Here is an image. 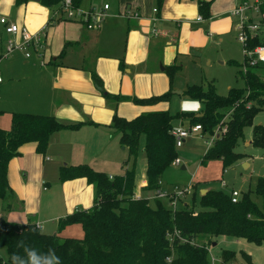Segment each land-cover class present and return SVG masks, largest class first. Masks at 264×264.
I'll return each instance as SVG.
<instances>
[{
    "label": "trees",
    "instance_id": "1",
    "mask_svg": "<svg viewBox=\"0 0 264 264\" xmlns=\"http://www.w3.org/2000/svg\"><path fill=\"white\" fill-rule=\"evenodd\" d=\"M30 0H15L22 5ZM82 0H73L78 7ZM52 8L62 0H39ZM211 1H199V12L206 18L211 16ZM264 11V7L262 8ZM264 44L260 38L252 39L248 47L253 49ZM233 62V61H232ZM238 73L245 82L243 87L229 88L220 95L210 83L189 85L188 94L204 105L203 114L150 111L127 119L115 114L108 128L120 134L119 140L132 157L130 169L123 174L110 177L95 170L87 163L65 165L60 170L59 180L84 177L95 189L94 205L87 210H77L59 220V234L43 233L37 225L28 222L17 224L0 221V248L7 253V260L0 258V264H30L29 253L35 252L36 264H47L55 256L53 264H210L207 244L221 236L243 238L247 242L261 245L264 242V178L260 177L255 193L261 198L258 204L249 193H240L237 202L221 190H208L201 194L200 209L180 199L181 206L173 209L160 198L153 204L146 197H135L136 160L140 136L145 135L147 185L145 190H161V176L177 157L176 141L172 135V120L176 116H191L190 124H200L204 137L215 134V128L226 123L224 132L216 131V137L207 148L201 160L206 165L210 160L222 161L224 170L245 157L235 150L237 141L243 137V130L252 126V145L264 149V124L252 125V119L264 110V77L260 75L259 64L252 66L246 59L237 64ZM170 82L180 66L173 63L168 67ZM93 79L102 88L97 74ZM250 91L247 94V91ZM106 96L117 102L131 100L139 105H154L169 99L170 92L149 97ZM228 121H223L231 111ZM86 124L98 125L92 121L68 122L54 115L28 112H13L8 130L0 128V198L6 204L13 196L8 181L9 161L20 154L19 148L27 142H35L39 152H45L51 134L61 129L78 130ZM193 202L195 195H193ZM80 225L82 237L62 236L60 231L70 225ZM175 232H178L176 234ZM208 239L203 244L198 239ZM184 239L185 241H181ZM250 262V255L242 251ZM13 256L18 257L13 261ZM224 263L235 261V253L223 250Z\"/></svg>",
    "mask_w": 264,
    "mask_h": 264
},
{
    "label": "rangeland",
    "instance_id": "2",
    "mask_svg": "<svg viewBox=\"0 0 264 264\" xmlns=\"http://www.w3.org/2000/svg\"><path fill=\"white\" fill-rule=\"evenodd\" d=\"M210 1L212 16H218L212 18L210 21L206 20L203 24L198 25L187 16L189 12H186V14L184 13L186 17L183 18L186 20L188 19V23L185 24L188 27L187 38L185 43L180 46H182V50H187V44H190L189 46H192V48L186 54L177 55V59L174 62L180 66V71L175 73L172 82H170L168 71V67H170L172 63H165L161 51L155 54L151 53L150 57L147 59H141L137 51H132V53H129V55L127 54L125 57V50H123V53L119 54L115 53L114 49L112 50V44H114V40L117 38L116 28L124 22H128L127 17L126 19L123 18L122 0H82L79 7L80 11H89L91 9L94 14H101V12H104L98 23L99 26H94L92 29H89L78 19L69 18L59 20L58 22L52 21L47 28H45V36H42V48L40 52H37L31 45L28 46L26 50L15 49L13 52L7 53L6 48L8 42L12 40L14 42L13 44L16 45L19 38L14 34L7 33L5 26L0 22V73L3 76V82L0 83V103L9 102L11 100L10 96L13 93L24 89L23 86L14 80L23 78L26 79L28 83H31V80L37 81L39 77L36 78L33 77V75L39 72L38 67L42 63L50 65L53 58H57L58 61H63L65 64L69 61H79L80 58L70 55V53L74 54V52L69 49L68 43L73 34H84L87 32L90 38L92 37L87 41L84 47V53H86L87 56H91V59L88 60L89 64L97 59V57L95 56V58L93 55L98 50L110 54L109 57H103V59L97 60V62L102 60L104 64L102 74L96 71L102 79L106 92L137 97L170 92L168 100L154 105H139L124 100L120 102L118 106H115L110 98L101 94L100 99L106 103L107 107L113 109V111L115 107H125L126 110L123 113L117 112V114L124 115L126 118H134L138 114L150 111H169L172 115H176L177 113H193L194 117L201 116L203 114L204 105L188 94L187 88L189 85L196 84L207 87L212 83L220 95L227 94L231 87H243L245 85L244 80L238 73L240 67H238L237 64L244 63L245 55L242 51V45L237 40L236 28L221 35H218V31L213 28L215 25L219 27L225 26V19L228 16H223L222 14L226 13L231 7L233 8L235 0ZM148 2H151L152 6H148ZM144 3V6H146L145 10L148 11L146 16L149 17L152 22L151 34L149 35L152 38L154 35L153 32L157 33L159 32L158 29H160V22L156 13L159 3L157 0H155V2L154 0H144ZM104 4H108L110 10L103 11ZM11 6L15 8L14 5ZM42 6L44 8L46 7L44 5ZM172 12L175 15L180 14L179 10H172ZM111 14L115 15V18L110 17ZM120 14H122V16H120ZM197 14L198 12L196 11L194 15L197 16ZM1 18H6L8 21L13 22V16H9L0 9V19ZM132 19H129L131 24L134 22ZM68 22L73 25H78V28H69L66 26ZM182 25H184V23ZM169 26L170 31L178 28L175 19L171 21ZM198 28H202L197 35V37L203 41L200 46L195 45L196 41L194 42L192 40L191 35L195 33ZM163 30L165 29H160V31ZM209 33H212L213 37L208 38ZM126 34L128 33L126 29H124L123 38L126 37ZM25 52L29 53V57L26 56ZM122 59L125 66H121L120 64ZM123 67L130 69V72L127 73ZM259 67V73L264 77V60L259 62ZM94 68H96V65ZM162 68H165V70H162ZM92 87L96 88L95 84ZM178 91H180L181 94H177L176 92ZM249 93L250 91L248 90L247 94ZM85 112L84 110L79 111L76 118L68 119L80 120L88 118L95 121L94 123L98 125L111 120H95ZM231 112L232 110L227 112L223 121L226 122L230 120ZM190 119L191 116H176L172 120L173 127L188 128L192 125L190 124ZM257 124H264V110L257 113L254 119H252V125ZM225 125L226 123H223L220 126L221 128H215V133L216 131H222L223 127H226ZM252 130V126L245 127L243 130V137L237 141L235 146V150L245 153V157L228 166L225 171V167L219 159L210 160L206 165L201 164L203 155L209 147L208 143H210V138L215 134L210 136V138L201 137V132L190 134L183 145L176 148V158H178L181 163L176 164L173 161L162 174L161 192L164 191L170 194L178 189L190 186V192L185 195L183 201L184 203H189L191 206H194L195 209H200L201 206V189L207 191L221 190L225 193H229L231 189H235L240 193H249L258 204H261V198L255 193V186L258 178H264V149L252 145ZM63 133L64 132L59 135ZM53 135L54 134H51L49 138L47 149H49ZM63 140L64 136L62 138V143ZM78 140L79 147L82 145L83 149L84 147L90 149V157L94 156V159L89 157L88 163L91 164L94 162V165H91L95 169L105 171L109 175L121 174L125 168L127 166L129 167L132 163V157H130L127 149H124L115 137L109 138L104 135L100 136V134L96 132L87 139L80 136ZM144 145L145 135L142 134L140 136L136 160L137 181H141L143 174H145V171L143 172L145 168L144 159L146 158L143 150ZM60 148L59 153L65 159L62 163L64 164L69 160L70 145H68L67 148L61 145ZM99 155H104L105 157L98 161ZM46 157L52 158V154L48 152L46 153ZM222 180L227 182L226 187L221 186ZM158 193V190H149L140 192V195L148 197L150 203L153 204L156 198H160ZM193 195H195L194 202L192 198ZM134 196L137 197L136 194H134ZM161 200L166 206L170 207L168 196L161 197ZM52 203H54V201L51 196L44 198V209L45 212L48 213V216L54 214L50 206ZM181 205V201L178 200L177 207ZM43 229L42 231L44 233L59 234L58 221H47ZM71 229V226L65 227L60 231V234L62 236L71 235V231H74L73 235H78L83 232L82 228H78V230ZM204 242H208V239L201 238L196 241V243L199 244H203ZM214 242L216 245L213 244ZM207 248L210 264H221L223 250L235 253L236 260L234 262L236 264H250L242 255V251L250 255L251 264H264V242L261 245H256L247 242L243 238L221 236L213 240L210 244H207ZM0 258L4 262L7 260V253L4 248H0Z\"/></svg>",
    "mask_w": 264,
    "mask_h": 264
},
{
    "label": "crops",
    "instance_id": "3",
    "mask_svg": "<svg viewBox=\"0 0 264 264\" xmlns=\"http://www.w3.org/2000/svg\"><path fill=\"white\" fill-rule=\"evenodd\" d=\"M157 1L159 5L156 13L160 22L159 26L160 29L162 28L165 30L160 31V29H158L159 32H153V37L156 38H151L149 35L151 34L152 22L150 18L146 16L148 11L145 10L146 6H144V0H122V14H124L123 18L126 19L127 17L128 22H124L116 28L117 38H115L114 44H112V50L114 49L115 53H123V50H125L124 55L126 57L127 54L129 55V53H132V51H137V54L141 59H147L150 57L151 53L155 54L161 51L162 55L164 56L165 63L167 62L169 64H173V62L177 59V55L186 54L192 48V46H189L190 44H187V50H182V46H180L181 44L185 43L187 38L188 27L185 24L188 23V19L186 20L183 18L186 17V12H189L187 16H189L192 21L198 25L203 24L206 20L210 21L212 18L217 16H212L211 14L209 18H206L203 15L202 20L198 21L197 17L202 16L199 12L200 0ZM235 4L236 1H234L233 7ZM11 5H14L15 8ZM42 5L39 1L34 0H30L29 2L22 5H17L15 0H0V9L9 16H13V23L18 24L21 27H27L31 33H36L39 30H44L45 32V28H47V26L52 21L58 22L59 20L66 19L64 13H62L63 10L61 4L52 8L47 6L44 8ZM147 5L152 6V3L148 2ZM79 7L80 4L78 9ZM231 9L232 7L228 9L226 13L222 14L223 16H228L225 19L226 22L224 27H219L217 25L213 26V28L218 31V35L227 33L228 31H231V29L236 28V18L230 15ZM172 10H179L180 14L175 15ZM196 11L198 12L197 16L194 15ZM83 12L93 11L90 9L89 11L84 10ZM122 14H120V16H122ZM110 17L115 18V15L111 14ZM129 19L134 20V22L131 24ZM174 19L178 28L170 31L169 24L171 21H174ZM81 23L86 26L84 22L81 21ZM183 23L184 25H182ZM66 26L69 28H78V25H73L70 22L66 23ZM124 29H126V32L129 34H126L125 38H123ZM201 29L202 28H198L195 33L191 34L192 40L194 42L196 41V46H200L203 42L197 37ZM16 36L20 38V35ZM210 37H213L212 33L208 34V38ZM91 38L87 32L84 34H73L72 38H70L68 46L69 49L74 52V54H71L69 50L68 52L70 55L80 58L79 61H69L65 64L63 61H58L57 58H53V61L50 63V65H45V63H42L38 67L39 72L33 75V77H39L37 81L31 80V83H28L27 80L23 78L14 80L23 86L24 89L22 91H16L13 93L10 96L11 100L9 102L0 103V128L5 130L10 129L13 112L54 115L63 121L68 122L93 121L88 118L80 120L68 119L76 118V115H78L79 111L83 110L95 120L99 121H108L109 119L112 120L113 116L117 114V112L123 113L126 110L125 107H115L113 111V109L107 107L106 103L100 99L101 94L105 95L103 93L105 88L103 83L102 88L96 85L95 80L93 79V74L95 73L98 76V72L102 74V68L104 65L103 61L100 60L97 62V60L103 59V57H109L110 54L98 50L93 55L94 57L96 56L97 59L89 64L88 60L91 59V56H87V54L84 53V47L86 46L87 41H89ZM120 64L121 66H125L123 59L120 61ZM95 65L96 68H94ZM124 69L127 73L130 72V69H127L126 67ZM162 70H165V68H162ZM99 78L101 77L99 76ZM94 84L96 88L92 87ZM121 96L130 97V99L137 97L130 95ZM149 96L151 95L143 97ZM107 97L110 98L115 106H118L119 103L122 102H117L116 99L110 96ZM127 101L133 102L132 99ZM119 116L126 118L124 115ZM111 120L100 125L86 124L78 130L61 129L56 133L54 132V135L50 141L49 149L43 153L37 150V145L35 142H27L22 144L19 148L20 154L13 157L8 163V181L9 185L11 186L13 196L9 199L8 204H6V202L0 198V213L2 215V219L17 224H27L28 222H31L37 225L42 231L44 230V224L49 220L58 221L59 224L60 219L66 217L74 211L90 209L94 205L95 199V189L93 185H91L84 177L73 178L65 182H61L59 180L60 170L65 165H79L87 163L92 166L91 164L94 163H88L89 159L94 157H90V149L86 147L83 149L82 145L79 147L78 138L80 136H83L85 139H87L94 133L98 132L100 136L104 135L108 136L109 138L115 137V139L120 143V134L107 127ZM62 132H64L62 134L64 136L63 143V136L59 135ZM61 145L65 146L66 148L68 145H70L69 160L64 164L62 163L65 161V159L59 153ZM123 148L126 149L125 147ZM48 152L52 154V158L46 157V153ZM103 157L105 156L99 155L98 161H100ZM144 166L145 168L143 172L145 171V174H143V178L141 181H137L136 179L135 194L137 197H146L144 195H140V192L149 191L145 190L144 188L147 185L146 158L144 159ZM130 167L131 165L129 167L127 166L121 174L130 169ZM109 176L112 177L115 175ZM161 188L162 187H160V189ZM50 196L54 201V203L50 204L51 210L54 212V214L48 216V213H46L44 209V198ZM70 226L72 228L71 230H78V228H81L79 227L80 225L78 226V224ZM71 233V235L65 236H83V232L82 234L78 235H73L74 231H71Z\"/></svg>",
    "mask_w": 264,
    "mask_h": 264
},
{
    "label": "built area",
    "instance_id": "4",
    "mask_svg": "<svg viewBox=\"0 0 264 264\" xmlns=\"http://www.w3.org/2000/svg\"><path fill=\"white\" fill-rule=\"evenodd\" d=\"M235 6L230 10V15L236 18V30H237V40L242 45V51L245 55L246 61L255 66L259 64L260 61L264 60V44H259L253 49L248 47L249 42L252 39L260 38L264 39V11L262 8L264 7V0H235ZM62 10L66 16V19H78L86 24L89 29H92L94 26H99V21L101 20L104 12L101 14H94V12H83L78 9V7L74 6L73 0H62L61 2ZM109 8L108 4L104 5V10ZM137 15V14H136ZM202 16H198L197 20L201 21ZM0 22L5 26V30L9 34L20 35L19 41L16 45H14L13 41L10 40L8 42L6 51L7 53L13 52L15 49L26 50L28 46H33L34 49L40 52L42 48V36H45L44 30H39L36 33H31L27 27L19 26L16 23L9 22L6 18H1ZM26 56L29 57V53L25 52ZM3 81V76L0 73V83ZM225 129H222L221 132H224ZM172 135L175 137L176 147H181L185 140L189 137L190 134L195 132H201V137L206 138L202 134V126L200 124L191 125L188 128L183 127H172ZM215 135L210 138L209 147L212 145ZM176 164H180L181 161L176 158L174 160ZM221 186L226 187V181H221ZM159 197L168 196L169 204L173 209L177 207V201L183 199L186 194L190 192V186H186L184 188L178 189L173 193H167L161 190H158ZM232 196V201L237 202L240 196V192L233 189L230 191ZM2 220V215L0 213V221ZM178 234V232H175ZM181 241H185L181 239ZM208 249V248H207ZM221 264H236L231 261L228 263H224L223 260Z\"/></svg>",
    "mask_w": 264,
    "mask_h": 264
},
{
    "label": "clouds",
    "instance_id": "5",
    "mask_svg": "<svg viewBox=\"0 0 264 264\" xmlns=\"http://www.w3.org/2000/svg\"><path fill=\"white\" fill-rule=\"evenodd\" d=\"M18 259V257L16 256H13V261H16ZM36 255H35V252H30L29 253V261H30V264H36ZM56 260L55 256H52L51 259H48V262L47 264H53V262ZM20 264H24L23 261H20Z\"/></svg>",
    "mask_w": 264,
    "mask_h": 264
},
{
    "label": "water",
    "instance_id": "6",
    "mask_svg": "<svg viewBox=\"0 0 264 264\" xmlns=\"http://www.w3.org/2000/svg\"><path fill=\"white\" fill-rule=\"evenodd\" d=\"M34 1H39V0H34ZM177 94H181V92L180 91H178V92H176ZM184 168V167H183ZM207 190H205V189H202V191H201V193L202 194H204L205 192H206ZM214 245H216V243L214 242L213 243Z\"/></svg>",
    "mask_w": 264,
    "mask_h": 264
}]
</instances>
